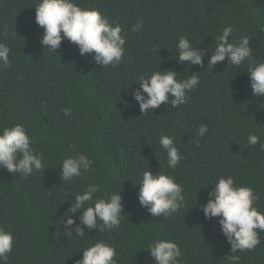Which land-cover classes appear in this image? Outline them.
<instances>
[{
  "label": "trees",
  "instance_id": "trees-1",
  "mask_svg": "<svg viewBox=\"0 0 264 264\" xmlns=\"http://www.w3.org/2000/svg\"><path fill=\"white\" fill-rule=\"evenodd\" d=\"M76 2L98 9L127 32L120 64L102 67L67 39L56 53L44 50L43 28L35 21L38 0H0V42L11 49L10 65L0 68V129L22 123L45 168L26 179L0 169V226L14 236L7 264H75L82 248L100 240L115 247L117 264H154L145 248L157 238L178 244L180 264H232L229 256L235 255L239 264H264V232L258 230L261 243L253 250L231 252L218 218L206 219L201 209L213 182L230 175L237 185L254 189L255 206L264 212V151L247 142L254 133L264 143V97L252 92L250 62L234 67L226 58L211 69L210 53L203 65L176 60L181 36L207 53L231 25L230 42L250 36L253 56L264 61V0ZM138 20L143 28L133 32ZM159 67L176 70L178 80L199 72L200 83L187 92L185 104L162 103L153 113H141L131 92L136 80ZM201 124L208 126L203 137L197 135ZM161 132L175 138L183 156L175 168L167 167ZM79 153L89 156L92 167L72 183L61 182L62 159ZM148 168L174 176L184 189V205L167 218L153 217L139 203L135 184ZM89 184L100 186L97 196L121 191L120 226L68 236L61 224L71 215L69 194Z\"/></svg>",
  "mask_w": 264,
  "mask_h": 264
},
{
  "label": "clouds",
  "instance_id": "clouds-1",
  "mask_svg": "<svg viewBox=\"0 0 264 264\" xmlns=\"http://www.w3.org/2000/svg\"><path fill=\"white\" fill-rule=\"evenodd\" d=\"M35 8V21L43 28L40 44L50 52L56 53L62 40L67 39L78 46L80 55L91 54L96 63L102 67L116 66L121 63L127 39L121 25L110 21L98 9L83 7L76 0H38ZM143 28V21L138 20L132 27L136 32ZM233 31L231 25L222 29L215 36V47L207 53L204 49L193 46L190 40L181 36L176 44L177 63L203 65V57L210 53L207 66L211 69L227 58L228 64L240 66L249 60L247 70L250 76V85L254 95L264 97V61L253 56L254 49L250 47V36L244 35L238 40L230 42ZM123 32V34H122ZM11 49L5 42H0V68L10 65ZM160 69V67H159ZM174 69L158 70L150 76H141L138 87L131 95L139 104L141 113H149L162 103L169 102L173 108L187 102V92L196 88L200 79L197 73L192 72L182 80L177 79ZM170 94V95H169ZM65 116L71 115V109L63 110ZM208 132V126L201 124L197 135L203 137ZM247 142L250 146L259 144L264 151V143L254 133H249ZM159 145L166 152L167 167L175 168L183 159L176 146L175 138L161 132ZM75 150V145L69 144ZM93 165L88 155L79 153L76 156H66L59 166L60 180L63 183H72L76 177L87 172ZM0 169H7L20 178L26 179L43 169V158L32 147V140L22 123L4 126L0 129ZM138 200L142 207L153 217L167 218L185 203V194L182 185L176 182L175 177L162 171L153 174L150 168L140 172ZM208 199L201 206L206 219L218 218L222 234L230 244L231 252L253 250L261 243L258 230L264 232V212L255 206L259 199L254 189L247 185H237L230 175H221L211 185ZM100 186L89 184L82 192L75 194L71 200V215L66 217L61 226L63 231L72 237L83 238L87 232L99 228L100 232L118 228L124 214L121 191H111L106 196H97ZM69 199V198H68ZM87 205V206H86ZM193 207V206H192ZM80 213L78 217L76 213ZM99 221V223H98ZM13 234L0 226V264H7L9 253L13 251ZM145 249L149 250L154 264H180L182 252L176 242L171 239L157 238ZM82 258L75 264H117L116 249L106 241L100 240L82 248ZM232 264H239L238 255L229 256Z\"/></svg>",
  "mask_w": 264,
  "mask_h": 264
}]
</instances>
